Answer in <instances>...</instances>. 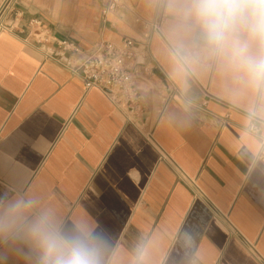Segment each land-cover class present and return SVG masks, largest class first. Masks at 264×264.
Instances as JSON below:
<instances>
[{
    "label": "crops",
    "instance_id": "0c3cea01",
    "mask_svg": "<svg viewBox=\"0 0 264 264\" xmlns=\"http://www.w3.org/2000/svg\"><path fill=\"white\" fill-rule=\"evenodd\" d=\"M169 2L128 0L103 21L99 0H20L19 30L0 34V214L31 199V215L102 235L110 264L140 248L143 264H264V100L213 61L178 69L191 38ZM124 39L142 70L136 112L75 73ZM0 264H35L22 234L0 235Z\"/></svg>",
    "mask_w": 264,
    "mask_h": 264
},
{
    "label": "clouds",
    "instance_id": "9594fccd",
    "mask_svg": "<svg viewBox=\"0 0 264 264\" xmlns=\"http://www.w3.org/2000/svg\"><path fill=\"white\" fill-rule=\"evenodd\" d=\"M191 43L181 42L174 58L187 71L201 59L213 61L232 79L264 100V0H170ZM35 201L20 199L0 214V235H19L35 264H110L109 245L81 225L70 229L47 210L31 215ZM138 249L135 264H143Z\"/></svg>",
    "mask_w": 264,
    "mask_h": 264
},
{
    "label": "built area",
    "instance_id": "2783aa9c",
    "mask_svg": "<svg viewBox=\"0 0 264 264\" xmlns=\"http://www.w3.org/2000/svg\"><path fill=\"white\" fill-rule=\"evenodd\" d=\"M128 0H99L103 21L108 16L124 8ZM20 0H0V34L19 30L23 12L18 8ZM32 27H41L42 22L33 18L29 21ZM153 33L160 32V23L150 24ZM62 52L75 51L77 45L70 41L59 42ZM146 44H141L139 55L145 54ZM135 42L124 39L120 45L110 41H101L93 52L79 65L75 73L82 78L85 90L99 89L115 107L127 112H136L141 108V91L138 80L142 70L138 64V51H135ZM208 90L205 89L204 105L207 104ZM252 132H257L253 125Z\"/></svg>",
    "mask_w": 264,
    "mask_h": 264
}]
</instances>
